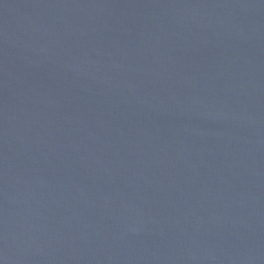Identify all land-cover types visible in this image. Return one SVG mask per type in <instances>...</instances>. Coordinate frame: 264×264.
I'll return each mask as SVG.
<instances>
[{
  "label": "water",
  "instance_id": "1",
  "mask_svg": "<svg viewBox=\"0 0 264 264\" xmlns=\"http://www.w3.org/2000/svg\"><path fill=\"white\" fill-rule=\"evenodd\" d=\"M0 264H264V0H0Z\"/></svg>",
  "mask_w": 264,
  "mask_h": 264
}]
</instances>
